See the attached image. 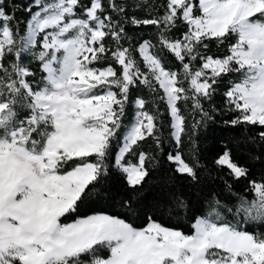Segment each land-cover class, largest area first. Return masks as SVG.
<instances>
[{"label":"trees","instance_id":"obj_1","mask_svg":"<svg viewBox=\"0 0 264 264\" xmlns=\"http://www.w3.org/2000/svg\"><path fill=\"white\" fill-rule=\"evenodd\" d=\"M35 1L0 0V30L6 28L12 40L0 55V102L11 112L0 127V143L10 142V134L23 128L19 144L33 156L44 151L53 131L47 121L29 122L34 114L33 95L48 86L40 58L42 36H37L33 47L24 48L28 24L39 10ZM96 1L94 15L101 23L102 36L85 67L113 72L109 83L90 92L92 97L113 92L112 120L106 124L108 135L100 154L58 161L57 176L86 165L94 167L93 178L60 224L101 214L134 230L154 223L188 236L193 234L195 222L203 219L263 242L264 217H252L243 207L256 200V185L264 187V123L246 120V111L229 96L243 78L242 67L231 61L223 71L202 77L208 83L204 93L192 83L208 59L230 58L239 41L236 31L229 28L219 36L186 41L189 23L181 9L171 13L169 0ZM93 4L94 0H76L71 17L87 20ZM186 4L192 7V16L199 15V0H186ZM249 20L264 27V12ZM143 45L164 71L174 74L175 106L182 119L178 140L166 93L142 56ZM140 112L150 118L152 127L144 128L143 137L123 153ZM119 153L123 154L120 163ZM225 153L243 171L241 176L221 163ZM177 155L191 174L179 171L172 159ZM142 156L145 175L131 185L122 166H137ZM109 257L110 248L98 244L73 254L67 264H94L96 259Z\"/></svg>","mask_w":264,"mask_h":264},{"label":"rangeland","instance_id":"obj_2","mask_svg":"<svg viewBox=\"0 0 264 264\" xmlns=\"http://www.w3.org/2000/svg\"><path fill=\"white\" fill-rule=\"evenodd\" d=\"M169 3L171 13L181 9L182 17L189 23L186 41L200 36H219L229 28L236 31L239 41L230 58L208 59L204 71L193 78V87L206 92L208 83L202 77L223 71L231 61L238 63L243 78L234 85L229 96L246 111V120L263 124L264 27L249 19L264 12V3L260 0H199L196 17L192 16V7L186 0H169ZM35 4L39 5V10L28 24L24 48L33 47L37 36H42L40 58L48 86L33 95L34 114L29 122L47 121L53 131L44 151L36 156L26 153L19 144V138L24 136L23 128L10 134L13 138L10 142L0 143V264H67L73 254L98 244L110 248V257L96 259L94 264H260L264 258V241L213 226L203 219L195 222L193 234L188 236L155 224L137 232L117 219L99 215L68 225L60 224V218L73 208L93 178L94 167H79L64 176H57L55 167L63 158L101 153L108 135L106 124L112 120L114 94L108 90L92 97L90 92L98 85L109 83L113 72L85 67L102 36L101 23L94 15L98 6L96 0L87 20L71 17L76 0H36ZM11 45L9 31L2 28L0 55ZM140 51L166 93L177 140L182 119L175 106L174 74L160 67L146 45ZM137 105L141 107V102ZM10 115L8 106L0 102V127ZM151 127L150 118L137 113L123 153L138 131L143 136L144 128ZM122 155L119 153L118 163ZM172 159L179 171L192 173L179 155ZM140 162L132 169L122 168L131 177V170L141 168ZM221 163L235 176L243 174L230 162L227 153ZM255 194L256 200L243 208L252 217H264V187L256 185Z\"/></svg>","mask_w":264,"mask_h":264},{"label":"crops","instance_id":"obj_3","mask_svg":"<svg viewBox=\"0 0 264 264\" xmlns=\"http://www.w3.org/2000/svg\"><path fill=\"white\" fill-rule=\"evenodd\" d=\"M171 113H172V110H171ZM177 120H179V119H177ZM177 123L179 124L180 123V120L179 121H177ZM177 135H178V137H179V135H180V129L178 128V132H177ZM143 136H141V135H139V131L136 133V138L133 140V142H130V144H129V146L132 144V143H134L136 140H138V139H140V138H142ZM178 137H177V140H178ZM176 138V137H175ZM129 146L127 147V149L129 148ZM141 159H143V156L141 157ZM140 165H141V168L139 169V171H133V170H131V173H132V176L131 177H129L128 175H127V178H128V182H129V184H131V185H136V184H138L141 180H142V178L144 177V175H145V171H144V169H143V167H142V161L140 162ZM136 165H130V166H128V168L129 169H132V167H135ZM142 170V172H140ZM191 171V170H190ZM186 173V172H185ZM188 174H191V173H188ZM99 216H102V217H105V215H99ZM90 217V216H89ZM107 217V216H106ZM88 218V217H87ZM86 219V218H85ZM155 225H157V224H155ZM127 226V225H126ZM158 226V225H157ZM225 228H227L228 230H230L228 227H225ZM133 230V229H132ZM144 230V229H143ZM143 230H135V231H143ZM231 231V230H230Z\"/></svg>","mask_w":264,"mask_h":264}]
</instances>
